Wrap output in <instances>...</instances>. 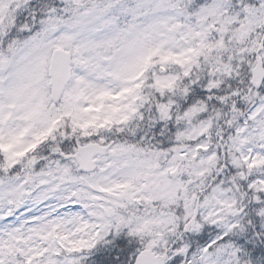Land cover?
<instances>
[{
	"label": "snow or ice",
	"instance_id": "snow-or-ice-1",
	"mask_svg": "<svg viewBox=\"0 0 264 264\" xmlns=\"http://www.w3.org/2000/svg\"><path fill=\"white\" fill-rule=\"evenodd\" d=\"M0 264H264V0H0Z\"/></svg>",
	"mask_w": 264,
	"mask_h": 264
}]
</instances>
